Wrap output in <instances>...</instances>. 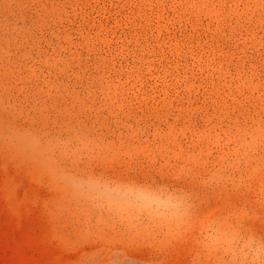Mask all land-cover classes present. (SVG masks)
<instances>
[{
  "label": "rangeland",
  "instance_id": "1",
  "mask_svg": "<svg viewBox=\"0 0 264 264\" xmlns=\"http://www.w3.org/2000/svg\"><path fill=\"white\" fill-rule=\"evenodd\" d=\"M65 175L186 210L113 213ZM236 235L264 240V0H0V264H242Z\"/></svg>",
  "mask_w": 264,
  "mask_h": 264
},
{
  "label": "clouds",
  "instance_id": "2",
  "mask_svg": "<svg viewBox=\"0 0 264 264\" xmlns=\"http://www.w3.org/2000/svg\"><path fill=\"white\" fill-rule=\"evenodd\" d=\"M61 180L90 203L113 213L137 210L179 216L186 210L183 196L162 185L116 181L102 176L83 178L65 175ZM228 242L237 252L242 264H264V240L255 235H236L230 237ZM87 246L89 244L83 247ZM78 261L79 264H133V257L124 248L101 246L82 252Z\"/></svg>",
  "mask_w": 264,
  "mask_h": 264
}]
</instances>
